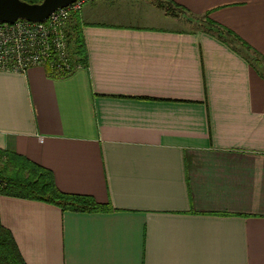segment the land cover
<instances>
[{"label":"crops","instance_id":"obj_1","mask_svg":"<svg viewBox=\"0 0 264 264\" xmlns=\"http://www.w3.org/2000/svg\"><path fill=\"white\" fill-rule=\"evenodd\" d=\"M174 1L251 49L147 0H91L67 25L86 65L0 71V149L111 208L0 194L28 264H264V0Z\"/></svg>","mask_w":264,"mask_h":264},{"label":"trees","instance_id":"obj_2","mask_svg":"<svg viewBox=\"0 0 264 264\" xmlns=\"http://www.w3.org/2000/svg\"><path fill=\"white\" fill-rule=\"evenodd\" d=\"M31 3H38L42 0H26ZM155 7L164 10L165 14L172 17H189L197 21H202L211 29L233 41L240 43L247 50L251 47L239 38L236 34L225 29L213 21L202 20L193 16L186 8L176 3L174 0H147ZM77 23L75 26L76 39L73 44L71 36L70 52L74 62L77 64H87V51L83 38V30ZM71 33V31H69ZM51 70V69H50ZM53 71V70H52ZM57 73V72H55ZM63 74V73H58ZM0 159L6 163L0 167V176L6 185L0 189V194L26 198L30 200L44 201L59 206L64 211L75 212H99L108 211L110 206L98 202L93 196L67 193L60 190L52 170L30 160L26 156L20 155L13 150L0 149ZM0 264H28L16 241L0 220Z\"/></svg>","mask_w":264,"mask_h":264},{"label":"built area","instance_id":"obj_3","mask_svg":"<svg viewBox=\"0 0 264 264\" xmlns=\"http://www.w3.org/2000/svg\"><path fill=\"white\" fill-rule=\"evenodd\" d=\"M89 1L75 0L56 9L45 21L0 22V71L26 72L35 65L48 66L63 74L76 70L79 64L74 62L70 52L67 25ZM5 185L0 176V189Z\"/></svg>","mask_w":264,"mask_h":264},{"label":"water","instance_id":"obj_4","mask_svg":"<svg viewBox=\"0 0 264 264\" xmlns=\"http://www.w3.org/2000/svg\"><path fill=\"white\" fill-rule=\"evenodd\" d=\"M75 0H42L31 3L26 0H0V22L13 23L18 19L45 21L58 8Z\"/></svg>","mask_w":264,"mask_h":264},{"label":"rangeland","instance_id":"obj_5","mask_svg":"<svg viewBox=\"0 0 264 264\" xmlns=\"http://www.w3.org/2000/svg\"><path fill=\"white\" fill-rule=\"evenodd\" d=\"M80 13V12H79ZM78 13V14H79ZM76 15V14H75ZM177 22V24L179 25V27L180 28H182V29H186V30H189V29H191L193 26H196V27H201L202 25H203V22L202 21H197V20H195V19H189V17H181V20L179 21H176ZM172 24V23H171ZM170 24V25H171ZM76 26V25H75ZM75 26H74V28H75ZM72 27V26H71ZM70 35L72 36V38H73V44H74V41H75V39H76V31H75V29H72L71 30V33H70ZM6 162L5 161H3V160H1L0 159V167H2L4 164H5Z\"/></svg>","mask_w":264,"mask_h":264}]
</instances>
